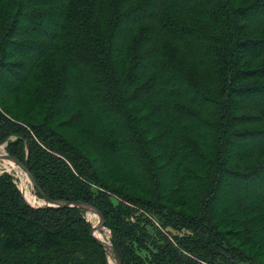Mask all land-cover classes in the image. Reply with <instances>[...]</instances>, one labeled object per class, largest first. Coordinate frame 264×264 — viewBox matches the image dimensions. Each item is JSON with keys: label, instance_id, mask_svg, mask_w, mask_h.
Wrapping results in <instances>:
<instances>
[{"label": "trees", "instance_id": "obj_1", "mask_svg": "<svg viewBox=\"0 0 264 264\" xmlns=\"http://www.w3.org/2000/svg\"><path fill=\"white\" fill-rule=\"evenodd\" d=\"M0 143V264H264V0H0Z\"/></svg>", "mask_w": 264, "mask_h": 264}, {"label": "rangeland", "instance_id": "obj_2", "mask_svg": "<svg viewBox=\"0 0 264 264\" xmlns=\"http://www.w3.org/2000/svg\"><path fill=\"white\" fill-rule=\"evenodd\" d=\"M0 149H1L0 150V155H5L6 153H8V151L6 149V143H0ZM10 160L12 162H14L15 166H12L10 164V162H11ZM3 172H9V173H11L14 176L15 181H16L19 189L21 190V192L23 193L26 201L30 205L39 206V205H36L38 201H34L33 202L32 199L36 200V198H37L39 201H41L42 197L37 193V190L33 186V183L31 182L30 177L28 176V174L15 161H13L12 159H9V158L0 159V173H3ZM24 175H25L26 178L24 177ZM20 183H21V185H20ZM28 188L30 190H28ZM27 191L31 192V197L30 198H29V196H27ZM40 205H42V204H40ZM85 211H86L87 220L91 223V226L94 225L95 223L98 224L99 216L97 215V213L95 211H93L92 209H90V208L89 209H85ZM97 224H95V225H97ZM100 232L104 235V237H105L104 239L105 240H107L108 242H111V231L106 226V224H105V228L100 229V231H98L99 235H100ZM108 253H109V263L110 264H117L116 258L112 254H110L109 250H108Z\"/></svg>", "mask_w": 264, "mask_h": 264}, {"label": "water", "instance_id": "obj_3", "mask_svg": "<svg viewBox=\"0 0 264 264\" xmlns=\"http://www.w3.org/2000/svg\"><path fill=\"white\" fill-rule=\"evenodd\" d=\"M3 158L12 159L28 174L31 182L33 183V186L37 190V193L42 197V199L44 201V203L42 205H39V206L60 207V206L66 204L64 201L48 197L40 188L35 177L31 173L29 167L23 161H21L20 159L16 158L15 156H13L11 154H8V153H6L5 155H0V159H3ZM71 205H76V206L82 207L84 209L90 208L97 213V215L99 216V222L97 225L91 226V235L100 245H102L105 249L109 250L110 254H112L116 258L117 264H123V259L120 256V254L116 251V249L114 248L112 241L108 242L98 234V231L100 229L105 228V224H106V219H105V216L102 213V211L93 205L86 204V203L80 202V201L73 202V203H71Z\"/></svg>", "mask_w": 264, "mask_h": 264}, {"label": "bare ground", "instance_id": "obj_4", "mask_svg": "<svg viewBox=\"0 0 264 264\" xmlns=\"http://www.w3.org/2000/svg\"><path fill=\"white\" fill-rule=\"evenodd\" d=\"M1 150V149H0ZM11 161V160H10ZM10 164L12 165V166H15V164H14V162H10ZM15 168V167H14ZM20 175V174H19ZM21 176V175H20ZM24 177H25V175H24ZM26 178V177H25ZM20 185H21V183H20ZM26 185V184H25ZM31 186V185H30ZM25 187V186H24ZM28 190H30L29 188H28ZM27 196H29V198L31 197V192L30 191H27ZM32 201L34 202V201H38L37 202V205H40V204H43L44 203V201L41 199V201H39L37 198H36V200L35 199H32ZM88 211V210H87ZM95 224H97V223H95ZM94 224V225H95ZM100 231V230H99ZM99 234V233H98ZM100 236L102 237V238H105L104 237V235L100 232ZM107 241V240H106ZM111 260V259H110Z\"/></svg>", "mask_w": 264, "mask_h": 264}]
</instances>
